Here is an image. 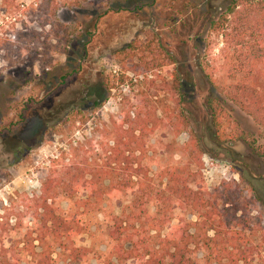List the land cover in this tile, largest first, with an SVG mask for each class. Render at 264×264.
Here are the masks:
<instances>
[{"label":"trees","instance_id":"trees-1","mask_svg":"<svg viewBox=\"0 0 264 264\" xmlns=\"http://www.w3.org/2000/svg\"><path fill=\"white\" fill-rule=\"evenodd\" d=\"M0 1L11 11L21 8L18 0ZM46 1L43 0L38 10L48 11L51 3ZM60 7L61 4H57L50 12L54 17L51 26L57 32L62 29L71 43L76 30L70 33L71 26L58 21ZM92 30L86 32L90 38L94 36ZM208 32L209 40L199 68L215 88L221 80L219 71L229 80L223 94L212 93L206 98L210 137L197 132L186 112L185 87L189 78L184 64L179 65L169 49L162 43L157 45L152 40L138 38L115 51L121 71L116 75H100L109 93L126 85L127 80H133L128 73H132L137 81H150L151 91L155 87V78L151 77L161 79L172 64L174 72L170 73V80L162 78L163 85L159 90L169 93L176 107L166 105L167 109L159 113L161 110L152 99L155 92H140L128 99L125 109L112 116L109 124L104 122L98 128L102 137L99 141H89L93 147L84 150V154L99 153L95 160L91 161L93 156L79 154L84 147L81 145L69 149L72 157L67 164L58 167L59 160L53 161L40 195L34 198L43 209L41 234L37 238H32L31 233L26 234L24 241H17V244L13 241L11 245L6 243L7 236L0 234L3 238L0 264H21L23 252L32 257V264H54L53 245L64 256L63 264L85 262L93 249L83 241V212L67 216L58 214L49 200L61 195L71 200L78 196L75 205L87 213L99 209L106 201L120 203L121 213L111 212L110 215L108 238L111 250L102 264H264V216L262 212L253 214L260 207L264 210V175L251 173L246 160L235 149L237 142L243 140L258 158L264 160V0H228L225 10L210 20ZM209 46L212 50L218 49L223 62L221 66L215 60H207ZM83 60L85 63L90 60L87 49ZM92 62L88 63L91 67ZM56 64L55 60L45 61L44 73L49 80L58 69ZM94 75L80 64L61 79L65 83L80 84V91L85 93V89L91 91L95 87V83H91ZM34 99L30 98L24 112L39 106L40 102ZM228 102L254 119L259 127L257 136H248L231 128L233 122L226 108ZM80 108L74 103L65 104L59 114L66 111L72 126L78 121L85 125L88 120L81 116ZM25 117L21 114V120ZM160 131L173 135L186 132L190 140L181 148L172 142H156L153 153L158 157L163 158L164 150H179L189 159L183 167L175 164L163 169L158 184L150 176L146 159L148 140ZM208 141L225 149L240 182L235 179L224 181L209 191L203 177L198 178L200 169L194 171L192 163H198V168L203 165L202 155L210 147ZM153 204L154 211L151 209ZM188 214L196 216V221H189ZM259 237L261 242L255 240ZM35 240L42 247L40 252L36 251ZM197 248L205 251L204 263L194 257Z\"/></svg>","mask_w":264,"mask_h":264},{"label":"rangeland","instance_id":"rangeland-1","mask_svg":"<svg viewBox=\"0 0 264 264\" xmlns=\"http://www.w3.org/2000/svg\"><path fill=\"white\" fill-rule=\"evenodd\" d=\"M77 1L47 0L46 3L51 4L46 12L38 10L43 0H18L17 4H21V8L15 11L9 10L0 1V234L7 236V245L13 241H24L26 234L31 233L32 238L41 234L40 215L43 209L38 207L34 198L40 195L53 161L59 160L58 167L67 164L72 157L69 149L81 145L84 147L79 154L93 156L91 161L95 160L99 153L84 154L93 147L89 141L94 139L96 142L102 138L98 128L104 122L109 124L112 116H117L125 109L129 98L140 92H155L152 99L159 106V113L167 109L166 105L176 107L170 94L159 90L160 85H163L162 78L170 80V73L175 69L172 64L161 79L151 77L155 78V87L151 91L150 81H137L132 73H128L133 80H127L126 85L118 86L109 93L100 75H116L121 71L114 56L115 51L138 38L152 40L157 45L162 43L169 49L179 65L184 64L189 78L185 87L186 112L197 132L207 138L210 136L206 98L212 93L223 94L225 86L229 84L226 74L219 71L221 80L215 88L199 68L209 40V22L225 10L228 0ZM57 4H61L57 11L58 21L71 26L70 33L76 30L71 36V43H68L65 38L67 34L62 29L57 32L51 26L54 17L50 12ZM90 28L94 35L91 38L86 34ZM86 49L90 57L87 63L83 60ZM207 54V60L217 61L218 66L223 64L217 48L212 50L209 46ZM46 60L57 62L58 69L50 80L44 73ZM91 61L94 64L92 67L88 64ZM80 64L95 74L91 82L95 83V87L91 91L85 89V93L80 91V84L65 83L61 79L67 71H72ZM30 98L37 99L40 104L24 112ZM71 103L81 107V116L88 120L85 125L78 121L72 126L66 111L59 114L63 105ZM228 103L226 108L233 122L231 128L243 131L248 136H257L259 127L254 119L237 105ZM23 113L26 116L24 121L21 120ZM189 140L190 135L186 132L173 135L160 131L150 137L146 164L150 176L158 184L159 173L163 169L175 164L183 167L189 159L179 150H164L163 158L158 157L153 153L156 142H172L181 148ZM235 149L244 157L251 173L264 175V160L258 158L243 140L237 142ZM202 163L198 168V163L193 161V169H200L198 178L203 177L209 191L224 181L235 179L240 182L224 148L210 143L202 155ZM77 197L71 200L61 195L49 200V204L63 216L83 212V241L93 249L83 264H102L111 250L108 238L110 215L111 212L121 213V205L106 201L99 209L87 213L75 205ZM154 207L153 204L152 211ZM261 212L264 216V210L260 207L253 214L260 215ZM186 218L196 221V216L192 214L186 215ZM1 239L0 252L3 247ZM255 240L261 242V237ZM47 242L52 245L49 240ZM34 244L37 246L36 251L40 252L42 247L39 241L35 240ZM23 245H20V250ZM262 250L264 257V243ZM52 256L54 264H63L64 256L54 245ZM194 257L204 263L205 251L195 249ZM32 260L27 252L22 253L21 264H32Z\"/></svg>","mask_w":264,"mask_h":264}]
</instances>
